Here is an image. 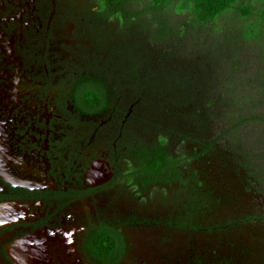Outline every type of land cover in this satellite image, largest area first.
<instances>
[{
	"label": "flooded vegetation",
	"instance_id": "flooded-vegetation-1",
	"mask_svg": "<svg viewBox=\"0 0 264 264\" xmlns=\"http://www.w3.org/2000/svg\"><path fill=\"white\" fill-rule=\"evenodd\" d=\"M19 1L27 10L23 20H17L16 5L0 0V72L7 78L0 91V264H120L121 229L159 223L119 214L113 202L124 192L114 174L116 166L126 165L122 141L128 120L134 119L133 103L81 110L72 95L80 77L98 78L112 94L116 89L94 64L62 62L58 51L64 45L55 38L67 24L85 29L107 21L96 18L95 6L91 12L78 0ZM74 55L73 50L71 59ZM23 73L29 80L19 77ZM25 80L27 85L21 83ZM26 90L35 95V116L11 117ZM104 163L108 180L92 185L88 169L93 165L89 176L100 179L106 175Z\"/></svg>",
	"mask_w": 264,
	"mask_h": 264
},
{
	"label": "rangeland",
	"instance_id": "rangeland-1",
	"mask_svg": "<svg viewBox=\"0 0 264 264\" xmlns=\"http://www.w3.org/2000/svg\"><path fill=\"white\" fill-rule=\"evenodd\" d=\"M8 1L18 7L17 20H23L22 15L27 10L21 1ZM78 1L80 7L87 6L89 11H93L94 5L88 3V0ZM179 17L180 15H176L174 19ZM218 22L231 23L229 18H221ZM55 34L57 43L63 42L64 45L58 51L61 58H64L62 62H72L73 67L94 64L101 79L108 81L116 89L112 94L115 97L112 96L111 101L119 105L133 103L134 119L128 120V131L147 142L156 136L155 124L161 126L162 131H192L194 127L190 123L193 120L191 113L198 112L196 116L203 121L197 134L199 139L207 141L220 136L210 155L203 157L201 161L190 163L188 167L202 170L204 176H208L214 194L221 198L218 204H210L209 208L202 210L203 226L208 220L224 221L226 218L235 219L246 214L264 213V122L246 124L236 131L224 134L231 125L232 117L220 96L224 88V73L227 74L233 66L235 69L232 72L236 79L246 85L256 82L257 72L264 70V43H242L240 53L235 58L236 62H219L218 81L210 87L213 74L207 59H200L201 56L197 55L196 48L199 46L192 41L200 38L196 32L193 38L184 34L182 40L170 38L154 43L142 32L135 29L121 30L117 21H107L98 24L97 28L87 26L85 29L84 26L74 29L67 24L56 30ZM130 45L137 46L139 60L130 56L134 53L129 50ZM73 50L75 55L71 59ZM135 61H140L136 70L134 68L138 63ZM213 64L217 68L215 60ZM194 71L204 72L203 82L197 83L196 95L186 105L175 106V100H186L192 94L191 91L177 90H190L189 81L183 80L190 78ZM19 77L27 78L24 73ZM6 79L0 72V91L4 82H7ZM28 80L21 83L27 85ZM183 84L186 88L182 87ZM34 98L35 95L26 90V94L18 97L17 104L13 107L20 113L16 115L12 109L10 116L22 114L23 118L26 113L34 117ZM42 106L47 107L46 103ZM252 111L264 113V106H257ZM45 113H41V116L47 117ZM173 139V135L169 136V149L173 154L188 155L197 147L194 142L180 143L173 142ZM204 176H200L199 181L202 182ZM125 192L127 191H122L113 199L115 207L121 212L119 214L156 218L159 223H140L121 229L125 253L120 264H199V260L201 264H264V223H248L223 234L174 230L163 225V221L178 215L182 203L189 202V187L178 184L165 189L154 187L138 198L130 194L128 196ZM108 199L109 197L107 201ZM97 206H102L100 199ZM243 249L247 252L244 253Z\"/></svg>",
	"mask_w": 264,
	"mask_h": 264
},
{
	"label": "trees",
	"instance_id": "trees-1",
	"mask_svg": "<svg viewBox=\"0 0 264 264\" xmlns=\"http://www.w3.org/2000/svg\"><path fill=\"white\" fill-rule=\"evenodd\" d=\"M91 1L97 8L96 18L98 20L117 21L121 30L132 31L135 29L137 32L144 33L154 43L170 38L182 40L184 34H189L193 38L196 32L200 38L192 41L199 46L196 48L197 55L201 56L200 59H207L213 74L211 81L213 83L210 84V87L216 85L218 81L219 62L227 60L236 62L235 58L240 53L242 43L257 41L264 43V0ZM176 15H180L179 19H174ZM221 18H229L231 23L218 22ZM137 49L135 45L129 46V50L134 51L130 56L139 60ZM214 60L217 63V68L213 64ZM136 63L138 64L134 68L135 70L140 61ZM203 63L201 65H204ZM204 67L205 70L206 66ZM234 69L235 66L229 68L227 74L224 73V88L220 95L224 107L229 110L232 117L231 125L224 134L236 131L246 124L264 122V113L252 111L257 106H264V70L257 72L256 82H249L246 85L236 79L233 74ZM203 77L204 72L194 71L190 78L183 80V82L189 81L190 90H177V92L191 91L192 94L186 100H175V106H183L189 100L191 101V98L196 95L197 83H202ZM74 84L73 100L79 103L81 110L99 112L113 105L110 89L98 78H90L85 75ZM182 87L186 88L184 84ZM197 113H191L194 120L190 121L194 127L192 131L182 132L175 129L162 131L161 126L155 124L156 136L150 142L135 135L132 131H126L122 141L126 146V165L119 168L116 166L114 180L120 184L123 190L135 197H142L141 195L146 194L154 187L165 189L173 184L189 187V202L182 203L181 212L178 215L163 221V225L174 230L223 234L248 223H264L263 213L246 214L235 219L226 218L224 221L211 222L208 220L206 225H202V210L209 208L210 204H218L221 198L214 194V190L210 188L208 176L206 174L204 176L202 170L189 169L188 167L190 163L201 161L203 157L210 155L220 136L213 140H200L197 134L201 130L200 126L203 121L196 116ZM171 135L174 137L173 142L190 141L196 143L197 147L188 155L173 154L169 149V136ZM200 176H204L202 182L199 181ZM211 182L214 184L213 181ZM162 191L164 190L162 189ZM111 239L114 245L113 251L116 254L118 249L115 243L118 238L113 235ZM121 242L120 238V244ZM242 251L247 252L246 249ZM229 261L232 260L229 259ZM198 263L201 264V261L199 260Z\"/></svg>",
	"mask_w": 264,
	"mask_h": 264
},
{
	"label": "water",
	"instance_id": "water-1",
	"mask_svg": "<svg viewBox=\"0 0 264 264\" xmlns=\"http://www.w3.org/2000/svg\"><path fill=\"white\" fill-rule=\"evenodd\" d=\"M105 164V163H104ZM105 167H106V175L103 177H101L100 179H97L98 177H90L89 175V172H90V170H92V168H93V165L88 169V177L91 179V183H92V185L94 184H99V183H102V182H104V181H106V180H108V178H109V175H110V172H109V169H108V167H107V165L105 164Z\"/></svg>",
	"mask_w": 264,
	"mask_h": 264
}]
</instances>
